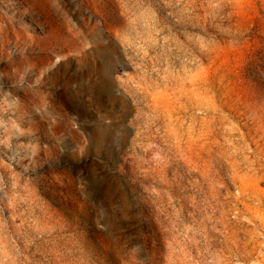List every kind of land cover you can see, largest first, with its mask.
<instances>
[{"label": "rangeland", "instance_id": "1", "mask_svg": "<svg viewBox=\"0 0 264 264\" xmlns=\"http://www.w3.org/2000/svg\"><path fill=\"white\" fill-rule=\"evenodd\" d=\"M0 264H264V0H0Z\"/></svg>", "mask_w": 264, "mask_h": 264}]
</instances>
